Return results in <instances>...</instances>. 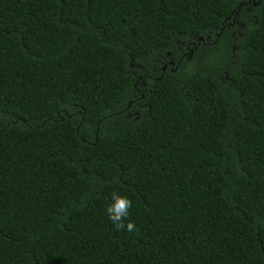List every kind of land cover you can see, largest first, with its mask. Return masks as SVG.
I'll list each match as a JSON object with an SVG mask.
<instances>
[{"label":"trees","instance_id":"trees-1","mask_svg":"<svg viewBox=\"0 0 264 264\" xmlns=\"http://www.w3.org/2000/svg\"><path fill=\"white\" fill-rule=\"evenodd\" d=\"M0 264H264V0H0Z\"/></svg>","mask_w":264,"mask_h":264},{"label":"clouds","instance_id":"clouds-1","mask_svg":"<svg viewBox=\"0 0 264 264\" xmlns=\"http://www.w3.org/2000/svg\"><path fill=\"white\" fill-rule=\"evenodd\" d=\"M131 207L132 201L127 196L121 195L117 191L111 193V203L107 206L106 212L117 230L138 231L135 223L128 220ZM126 220H128L127 223H125Z\"/></svg>","mask_w":264,"mask_h":264},{"label":"water","instance_id":"water-1","mask_svg":"<svg viewBox=\"0 0 264 264\" xmlns=\"http://www.w3.org/2000/svg\"><path fill=\"white\" fill-rule=\"evenodd\" d=\"M201 39H203V37H201ZM171 63H174V61H171ZM165 68V67H164Z\"/></svg>","mask_w":264,"mask_h":264}]
</instances>
